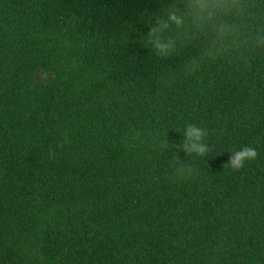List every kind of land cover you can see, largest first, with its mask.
Masks as SVG:
<instances>
[{"label": "trees", "instance_id": "16d2710c", "mask_svg": "<svg viewBox=\"0 0 264 264\" xmlns=\"http://www.w3.org/2000/svg\"><path fill=\"white\" fill-rule=\"evenodd\" d=\"M161 6L0 0V264H264V56L184 78L195 47L141 39ZM185 121L215 147L174 183L133 136L180 143ZM244 145L258 158L225 170Z\"/></svg>", "mask_w": 264, "mask_h": 264}, {"label": "clouds", "instance_id": "9594fccd", "mask_svg": "<svg viewBox=\"0 0 264 264\" xmlns=\"http://www.w3.org/2000/svg\"><path fill=\"white\" fill-rule=\"evenodd\" d=\"M161 4L141 39L160 59L195 47L197 54L187 59L181 69L184 78L198 76L209 63L249 71L257 57L264 56V0H161ZM177 132L183 136L180 143H170L167 134L155 129L135 132L133 139L142 148L167 155L172 182L195 181L200 176V167L194 161L214 150L215 145L208 140L214 133L188 121ZM178 151L185 152L188 158L180 159ZM228 152L231 155L225 170L240 171L259 156L257 148L249 145ZM48 155L54 158L55 148H50Z\"/></svg>", "mask_w": 264, "mask_h": 264}]
</instances>
